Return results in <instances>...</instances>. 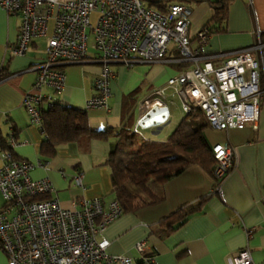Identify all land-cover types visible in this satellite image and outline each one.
Here are the masks:
<instances>
[{"label": "crops", "instance_id": "0c3cea01", "mask_svg": "<svg viewBox=\"0 0 264 264\" xmlns=\"http://www.w3.org/2000/svg\"><path fill=\"white\" fill-rule=\"evenodd\" d=\"M215 1L186 4L190 8L192 50L211 56L247 48L256 42L259 34L264 38V0H232L222 23L224 31L209 34L205 44L199 45L194 34L213 18L209 3ZM94 18L95 15L91 16L92 21ZM20 25L19 15L9 14L0 7V71L7 74L0 81V138L7 145L11 134L18 142L26 141L25 145L10 149L11 155L18 162L32 165L29 172L32 181L47 179L50 182L53 191L49 198L57 199L62 208H70L71 202L96 198L105 206L115 199L106 161L116 146V134L124 127L134 130L139 105L154 89L161 88L169 78L190 65L176 60L178 55L172 51L173 45L169 46L167 54L169 63L136 62L131 67L111 63L113 79L107 108L87 109L88 101L97 95L94 81L99 77L101 65L95 61L96 53L90 49L92 54H87L86 62L60 68L65 75L60 91L54 92L49 87L34 90L36 67L45 57L46 37L34 39L23 56H12L10 48L17 42ZM51 31L52 22H49L47 34ZM27 92L46 97L41 105L44 109L48 104L59 102L85 111L91 131L110 130L113 136L106 140L63 144L57 147L55 157L41 154L45 140L41 125L30 124L21 105ZM172 98L175 96L164 100L171 117L164 125L167 132L161 142L184 117L178 100ZM172 106L182 115L180 121H175ZM135 108L138 110L136 118ZM207 129L203 135L209 146L226 143L235 156V165L219 191L212 193L213 181L199 166L187 168L162 185L153 183L151 189L162 198L160 203L134 213H122L98 236L109 242L106 249L109 256L128 258L132 264H227L228 258L247 248L253 264H264V98L259 105L255 129ZM77 175L81 176L80 186L74 181ZM204 197L207 199L201 209L188 216L181 226L173 225L170 229L162 222L181 208L197 206ZM141 242L145 245L144 255L136 249ZM148 256L152 258L150 263L143 261ZM0 257L5 264L1 253Z\"/></svg>", "mask_w": 264, "mask_h": 264}, {"label": "built area", "instance_id": "2783aa9c", "mask_svg": "<svg viewBox=\"0 0 264 264\" xmlns=\"http://www.w3.org/2000/svg\"><path fill=\"white\" fill-rule=\"evenodd\" d=\"M0 7L21 20L17 42L10 48L12 56H23L34 39L46 37L34 90L49 87L60 91L65 80L60 68L86 62L91 38L101 70L94 81L97 95L86 107L105 109L113 79L109 64L169 63L172 44L176 60L190 66L154 89L139 105L134 134L168 123L167 96H175L183 116L202 113L213 130L256 128L264 98V38L260 34L247 48L202 56L190 47V8L184 3L166 4L163 11L146 6L143 0H0ZM49 22L52 31L47 34ZM194 38L199 45L205 44L207 30H198ZM45 99L37 93L24 94L21 105L30 124L41 125L40 107ZM25 143L11 134L9 149L0 152V250L7 264H132L128 258L109 256V242L98 237L122 215L119 202L113 199L104 206L96 198L71 202L65 209L57 199H42L53 191L50 182L32 181V165L16 161L10 153ZM211 149L217 164L215 176L221 177L235 165L233 149L226 143ZM74 181L80 186L81 176ZM136 249L144 255L143 242ZM143 261L150 263L152 258ZM227 264L253 262L249 250L243 248Z\"/></svg>", "mask_w": 264, "mask_h": 264}, {"label": "trees", "instance_id": "16d2710c", "mask_svg": "<svg viewBox=\"0 0 264 264\" xmlns=\"http://www.w3.org/2000/svg\"><path fill=\"white\" fill-rule=\"evenodd\" d=\"M193 1L204 0H162V3L146 4V6L163 11L166 4H188ZM230 1L232 0H216L209 3L214 16L207 26L202 28L207 30V36L224 31L222 23L226 20ZM6 75L4 71H0V81ZM40 123V129L45 135L40 152L49 157H55L57 147L63 144L87 139L106 140L113 136L110 130L91 131L87 125L85 111L63 106L59 102L48 104L45 109L40 107ZM207 128H210L209 125L199 121L197 114H189L183 117L164 142L143 139L135 141L132 128L121 129L116 134V146L110 152L106 165L110 169L112 193L119 202L122 213H134L143 207L160 203L162 198L152 191L151 183L162 185L191 166L201 167L211 177L212 193H217L230 170L221 177L215 176L217 164L211 146L203 135ZM0 148L9 149L1 138ZM41 198L49 199V195ZM206 199V197L201 199L195 207L177 210L162 222H165L170 229L173 225L181 226L188 216L201 209Z\"/></svg>", "mask_w": 264, "mask_h": 264}, {"label": "rangeland", "instance_id": "374dc122", "mask_svg": "<svg viewBox=\"0 0 264 264\" xmlns=\"http://www.w3.org/2000/svg\"><path fill=\"white\" fill-rule=\"evenodd\" d=\"M145 5H146V3H145ZM87 33L90 36V33L89 32H87ZM88 43L89 44H88V52H87V54L90 55V54H92L91 50H90L91 49V38H89ZM172 100L175 101V98H172ZM172 109H173V113H174V116H175V121H180V119L182 118V115L178 112V109H176L175 107L172 106ZM134 112H135V118H136L138 110L135 108ZM197 115H198V120L199 121L205 122V118H204V115L202 113H197ZM210 130H211V128H208L206 131H210ZM152 131H154L155 134H153L154 132H152ZM165 132H167L166 126H162L160 128L153 129V130H140L139 129L138 132H137V135H133V138H134L135 141H140L141 138H143V139H146V140L155 139V140H159V142H161V140L165 136ZM151 184H153V183H151ZM1 204H2V199L0 197V206H1ZM0 253H1V255L3 256V258L5 260V264H7L5 255L3 254V252L1 250H0ZM0 264H4V263H2L1 257H0Z\"/></svg>", "mask_w": 264, "mask_h": 264}, {"label": "water", "instance_id": "95a60500", "mask_svg": "<svg viewBox=\"0 0 264 264\" xmlns=\"http://www.w3.org/2000/svg\"><path fill=\"white\" fill-rule=\"evenodd\" d=\"M146 4H157L159 3L161 0H143Z\"/></svg>", "mask_w": 264, "mask_h": 264}]
</instances>
